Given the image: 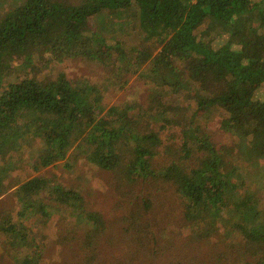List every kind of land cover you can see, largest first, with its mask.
Here are the masks:
<instances>
[{
  "label": "trees",
  "instance_id": "obj_1",
  "mask_svg": "<svg viewBox=\"0 0 264 264\" xmlns=\"http://www.w3.org/2000/svg\"><path fill=\"white\" fill-rule=\"evenodd\" d=\"M133 5L140 42L129 47L109 42L116 26L126 27L123 16ZM250 19L254 29L248 30ZM261 29L264 0H21L0 17V75L8 67L2 59L8 45L29 51V75L10 82L0 76V175L22 168L33 144L35 171L81 155L129 180L170 182L185 202L190 231L207 236L223 229L233 237L231 244L237 242L256 264H264V201L242 193L244 178L231 159L233 150L246 151L250 162L264 164V100L253 98L264 82ZM207 30L228 33V39L213 49L201 40ZM77 57L108 67L116 81L145 69L151 100L144 107L110 105L87 122L103 95L100 86L83 78L71 81L62 72L43 83L34 78ZM178 63H185L195 86L184 80ZM224 75L234 83H226ZM177 99L192 112L190 125L171 122ZM216 116L218 131L231 145L216 144L203 129ZM157 122L163 128L182 125L179 151L185 157L197 152L195 167L172 161L155 168L152 157L161 143ZM15 194L17 209L4 215L0 232L6 243L22 248L17 264H41L44 232L60 214L83 219L90 247L105 229L100 213L86 209L76 190L51 176L28 178Z\"/></svg>",
  "mask_w": 264,
  "mask_h": 264
},
{
  "label": "rangeland",
  "instance_id": "obj_2",
  "mask_svg": "<svg viewBox=\"0 0 264 264\" xmlns=\"http://www.w3.org/2000/svg\"><path fill=\"white\" fill-rule=\"evenodd\" d=\"M20 1L0 0V17ZM133 6V10L123 16L126 27L119 31L116 26L117 31L107 36L111 37L109 42L117 43L120 47L140 42L141 32L133 25L136 9ZM234 11L231 8L233 18L236 16ZM246 25L248 30L254 29L253 20L246 21ZM261 31L264 34V30ZM201 37V40L217 49L227 41L228 33L207 30ZM230 48L239 49V46L232 44ZM28 52L8 45L2 58L8 66L1 71L3 82L29 75V64L25 59ZM178 66L184 80L190 86H195L185 63H178ZM53 68L52 72H43L40 77L34 78L43 83L62 72L71 81L83 78L102 88L99 108L90 111L87 122H94L110 105L136 102L144 107L152 98L145 69L127 73L121 81H116L108 67L87 58L77 57ZM223 79L229 85L234 83L233 78L227 75ZM253 98L264 100V82L256 87ZM172 105L176 109L170 113L171 122L175 119L183 125H190L192 112L186 103H179L177 99ZM219 120L218 116L214 117L203 129L216 144L231 145L229 137L217 129ZM194 121L198 124L201 119L195 118ZM160 125H156V128L160 130L161 143L152 157L155 168L165 167L172 161L195 167L198 153L185 157V153L179 151L184 143L183 135L179 134L183 130L182 125L171 123L164 128ZM233 152L231 159L238 163L244 178L242 193L264 201V164L250 162L246 151ZM26 156L27 161L22 168L0 175V186L3 187L0 192V222L7 212L17 209L16 188L28 178L39 175L51 176L66 188L76 190L85 208L100 213L105 224L104 231L94 238L92 242L95 244L90 247L88 225L83 219L77 215H58L44 232L41 264H173L179 260L189 264H256L252 256L241 250V245L237 242L231 244L233 237L223 229H214L207 236L190 231L184 217L185 202L170 182L152 178L129 180L120 171H109L89 164L81 155L77 158L76 155L70 156L68 163L67 159H57L53 164L35 171L32 163L37 151L33 144L29 145ZM21 249L14 243H6L0 232V264H17L16 258L20 257Z\"/></svg>",
  "mask_w": 264,
  "mask_h": 264
}]
</instances>
